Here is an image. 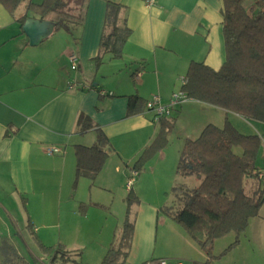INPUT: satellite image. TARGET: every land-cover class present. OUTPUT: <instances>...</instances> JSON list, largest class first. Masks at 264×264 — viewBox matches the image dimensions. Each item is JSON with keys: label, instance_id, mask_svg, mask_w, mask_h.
<instances>
[{"label": "crops", "instance_id": "obj_1", "mask_svg": "<svg viewBox=\"0 0 264 264\" xmlns=\"http://www.w3.org/2000/svg\"><path fill=\"white\" fill-rule=\"evenodd\" d=\"M29 1L22 2L14 14L0 6V207L4 208L0 210V241L7 240L3 247H13L20 256L21 245L14 239L19 230L11 225L6 212L14 208L21 215L26 213L24 218L30 228L38 220L44 222L42 228L53 227L56 209L74 197L76 146L95 144L97 127L108 137L105 149L109 155L95 179H79L81 195L72 202L76 206L81 203L83 213L74 206L69 212L89 220L90 212L96 210L95 217L104 229L108 228L106 238L113 235L115 240V221L106 211L108 203L114 204L109 193L120 190L124 197L129 191L132 170L127 165L134 163L157 134L158 122L153 120L146 102L159 95L164 104H169L192 62L219 69L226 59L223 0H157L154 6H147L145 0H88L84 24L74 32L76 39L64 29L54 30L50 21L33 13L22 23L19 18L26 13ZM109 3L122 6L118 25L123 26L125 21L130 29L123 54L117 58L101 47L102 40L113 30L112 25L106 24ZM73 52L79 57L76 70L71 69L69 59ZM73 80L83 85L70 87ZM131 96L142 101L134 113H130ZM188 102L193 109L203 108L205 113L206 106L213 108L194 99ZM176 107L179 108L175 106L171 116ZM81 115L87 116L94 126L82 129ZM242 120L244 124H254V132L249 134L264 138V122ZM208 124H200L199 131ZM53 146L61 152L49 154L48 148ZM261 163L264 164V146L257 158L260 168ZM171 173L170 170L168 177L166 174L165 181L171 191L176 185L192 189L185 180L194 175L176 173L171 177ZM249 180L256 179L244 180L246 192L251 186L252 193L264 188V180L257 188ZM142 181L143 176L135 177L133 184L140 202L133 206L135 232L127 260L149 264L147 252L155 237L157 242H165L160 243L161 247L171 248L157 254V258L153 251L155 264L161 259L186 264L207 261L198 243L169 214L168 207L178 200L175 194L172 192L173 199L153 204L141 196ZM154 224L158 225L157 230ZM161 224L175 235L160 233ZM250 225L251 220L248 228ZM259 229L253 235L247 232V247L240 240L238 247L231 248L244 251L238 264H264V219ZM47 237L48 233L40 228L35 240L41 250L42 246L48 247ZM103 243L102 251L107 240Z\"/></svg>", "mask_w": 264, "mask_h": 264}, {"label": "trees", "instance_id": "obj_2", "mask_svg": "<svg viewBox=\"0 0 264 264\" xmlns=\"http://www.w3.org/2000/svg\"><path fill=\"white\" fill-rule=\"evenodd\" d=\"M25 0H0L11 14ZM223 32L226 59L219 69L203 62H192L180 90L189 99L198 100L231 111L248 121L264 122V0H223ZM88 0H30L26 13L19 18L24 23L30 13L41 20L53 23L54 30L64 29L74 39L75 29L85 21ZM122 6L109 3L106 24L113 30L102 40V51L121 57L123 47L130 34L125 21L119 26ZM130 113L141 101L131 96ZM82 129L93 127L90 119L80 116ZM156 122V121H155ZM159 130L155 139L140 153L132 165H127L138 174L146 163L166 145L167 134L176 123L170 115L157 121ZM98 141L91 146H76V180L82 176L95 179L104 168L108 158L105 147L106 134L97 127ZM263 147L258 134L241 132L226 117L223 126L208 124L195 139H187L180 153L176 173L179 176L194 175L200 182L189 189L176 185L172 192L177 197V207H168L170 216L182 225L188 234L208 255L204 263L210 264L212 249L217 238L235 232L238 236L230 249L240 242L250 220L259 215L264 203V188L256 189L253 195L246 192L244 180L260 176L264 180V169L257 166V158ZM127 210L122 234L117 245L108 249L101 264H123L126 262L135 232L132 209L140 199L130 187L127 194ZM7 244V243H6ZM11 253L18 254L9 246ZM48 252V247L42 246ZM67 251L61 254V262L70 261ZM57 256L52 261H56ZM28 264V263H27ZM84 264V263H80Z\"/></svg>", "mask_w": 264, "mask_h": 264}, {"label": "rangeland", "instance_id": "obj_3", "mask_svg": "<svg viewBox=\"0 0 264 264\" xmlns=\"http://www.w3.org/2000/svg\"><path fill=\"white\" fill-rule=\"evenodd\" d=\"M41 0H36V2H40ZM59 30V29H58ZM187 104L180 105L179 108L176 107L175 112L173 113V118H176V123L174 129L168 133L166 145L164 148L159 150L145 165V168L140 172L136 178L139 179L140 176H143L142 186L141 188V196L146 200L154 201L153 204H158L173 199L175 196L171 191V185H166V174L167 177H171L176 174L177 164L180 158L181 150L183 149L187 137L191 139H195L199 136L200 132V124L212 123L217 126H223L225 124L226 117L232 122L233 125L243 130L242 132L245 134L253 133L254 124H244L242 122L243 118L235 115L234 112L226 111L222 108L214 107L211 108L208 106L207 111L205 113L203 108H200L199 111L197 109H193L190 105V102H186ZM174 109V108H173ZM174 111V110H173ZM226 112V114H225ZM239 117V118H238ZM251 123V122H250ZM254 123V122H252ZM202 126V125H201ZM159 126H157V133L159 130ZM157 135V134H156ZM155 139V137H154ZM152 139V140H154ZM264 146V138L262 139ZM150 144V143H149ZM161 151V152H160ZM163 151V152H162ZM163 153V154H162ZM262 164V163H261ZM152 165V168H151ZM260 165V164H258ZM262 169H264V164L261 165ZM156 169V170H155ZM155 171V172H154ZM256 180H249L252 183H255L257 188L260 183V176H252ZM186 184L194 188L199 184V180L197 178L188 177L186 178ZM80 180L77 181V184L74 185V197L72 201L75 199H79L81 195L82 186ZM264 186V184H263ZM84 188V187H83ZM134 191L136 190V184L134 185ZM252 189V186H251ZM251 189L247 190L248 194L253 195ZM97 192H99L97 190ZM137 192V191H135ZM83 193L86 196V186L83 189ZM103 196L106 197V192H101ZM111 199L114 201V204L111 206L106 205V211L109 212L112 216V219L115 221L116 226V239L114 240V236L106 238V230L107 227L103 228V223L101 220L95 217V213L92 210L90 212V219L84 220L80 216H77L76 213L73 215L69 212V208L72 206L75 207L77 212L83 213L81 209L82 204L78 203L76 206V202H65L61 206V209L57 208L55 211V217L53 227L48 229L42 228L41 225L44 224L43 221L38 220V222H34V225H31V228L28 227V220L26 221L24 217H26V213L20 214V211L14 208H10V212H6L11 225L15 226L19 230L18 235L14 238L16 243L21 245L19 249H21V256L17 257L13 255L7 248L3 247L4 241H0V264H101L104 259V255L110 248V243L114 242L115 245L119 243L122 227H123V219L126 213L127 206V194L126 190L125 195L123 197L120 190H115L114 194L109 193ZM83 195V196H84ZM137 195H140L137 193ZM140 199V197H139ZM140 202V201H139ZM173 202H169L172 205ZM177 203V201H176ZM175 207L177 205L174 204ZM95 209V208H93ZM0 210H4L3 207H0ZM26 210V209H25ZM61 215H60V213ZM132 214H134L132 209ZM25 215V216H24ZM264 217V203L260 209L259 215L256 218L251 219V225L247 226L248 230H245L240 234V240L244 243L243 247H247L245 243V236L248 232L253 235L252 232L260 230V224L262 223V219ZM46 223V222H45ZM31 224V223H30ZM51 224V223H50ZM27 225V226H26ZM182 226V225H181ZM155 229L157 230L158 225L154 224ZM183 227V226H182ZM37 228V230H36ZM42 229L43 232L48 233V237L46 242L48 243V252L41 250L35 238L38 236V230ZM184 228V227H183ZM185 229V228H184ZM114 230V229H113ZM160 233H165L166 236H174L175 233L168 226L163 227V224L159 225ZM87 233V234H86ZM114 234V232L112 233ZM155 236V234H154ZM238 235L235 232H231L225 236L217 238L214 241L213 249H212V258L210 264H238L239 259L243 257L244 251H240L238 249H230V246L236 240ZM257 241V246L259 245L257 238H254ZM107 240V247H103L102 251V243ZM114 240V241H113ZM7 243V242H6ZM160 243L165 242H157L154 237L151 244L149 245V249L147 252V260L149 264H155L156 260L152 259L153 251H155V258H157V254L163 252V250H170L171 248L161 247ZM105 243H103L104 245ZM236 246V245H235ZM238 247V246H236ZM263 250V249H262ZM67 251V255L70 257V261L63 263L61 262V254ZM204 251V250H203ZM205 252V251H204ZM144 254V253H143ZM206 254V252H205ZM259 255V253H258ZM57 256L56 261H52L53 258ZM208 258V255L206 254ZM170 264H173L175 260L167 259ZM185 263V262H184ZM183 263V264H184ZM123 264H134L132 260H126ZM148 264V263H147ZM186 264V263H185Z\"/></svg>", "mask_w": 264, "mask_h": 264}, {"label": "built area", "instance_id": "obj_4", "mask_svg": "<svg viewBox=\"0 0 264 264\" xmlns=\"http://www.w3.org/2000/svg\"><path fill=\"white\" fill-rule=\"evenodd\" d=\"M145 3L147 6H154L157 3V0H145ZM78 58L79 57L76 52H73L69 55L72 70H76L78 68ZM182 82H184V79L182 80ZM70 84H71L70 87L83 85L82 83H79L76 80H73ZM188 100L189 98L187 97V95L181 90H179L173 93L172 99L169 104H164L159 95H154L151 99H149L146 102V107L148 111L153 114V120L157 122L159 121L161 117L170 116L175 106L181 103H184ZM60 152H61V149L59 147L53 146V147L48 148V153L51 155L60 153ZM137 175H138L137 171H134V170L131 171V175L128 180L129 187H131L134 184L135 177ZM260 177H263L262 173H260ZM158 262L159 264H170L168 260L166 259H161ZM174 264H183V263L181 261H176Z\"/></svg>", "mask_w": 264, "mask_h": 264}, {"label": "water", "instance_id": "obj_5", "mask_svg": "<svg viewBox=\"0 0 264 264\" xmlns=\"http://www.w3.org/2000/svg\"><path fill=\"white\" fill-rule=\"evenodd\" d=\"M52 23V22H51ZM52 25H53V23H52ZM54 27V26H53Z\"/></svg>", "mask_w": 264, "mask_h": 264}]
</instances>
